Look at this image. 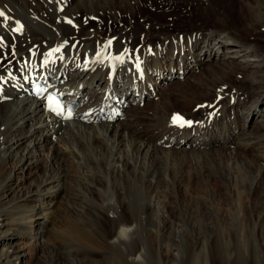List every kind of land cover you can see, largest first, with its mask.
Wrapping results in <instances>:
<instances>
[{
  "label": "bare ground",
  "instance_id": "bare-ground-1",
  "mask_svg": "<svg viewBox=\"0 0 264 264\" xmlns=\"http://www.w3.org/2000/svg\"><path fill=\"white\" fill-rule=\"evenodd\" d=\"M232 1L0 0L4 13L0 16V264H39L40 250H55L45 226L76 228L71 222L75 218L69 216L77 209L63 210L58 201L65 182L75 174L90 179L101 161L110 165L113 178L136 173L134 178L151 192L145 205L154 209L170 208L173 199L155 196L161 184L165 188L174 184L180 195L193 186L182 182L181 170L180 177L177 169L158 171L157 165L170 156L188 161L220 154L218 178L223 188L208 182L200 188L220 199L224 190L238 195L233 205L226 203L233 207L242 206V194L264 185V0H240L241 16L244 9L254 18L241 25L227 19ZM151 7L154 12L148 10ZM203 13L207 16L199 22L197 16ZM180 14L194 17L190 24L195 28L169 34L160 43L153 40L149 28L134 38L137 18L164 28L165 16ZM208 22L213 24L209 27ZM176 67L178 75L212 70L203 79L194 78V86L205 88L209 81L214 90L220 89L209 108L202 102L212 93H198L202 105L198 115L186 112L192 98H172L157 90L170 79V84L180 81L173 74ZM50 92L73 104L70 117L46 109ZM177 103L184 112L181 122L174 124L171 116ZM247 150L250 163L243 170L236 158ZM202 173L197 170L196 177L209 181ZM171 188L167 197L174 192ZM214 196L212 204L224 207L222 199L216 203ZM125 201L117 187L99 203L100 219L109 227L101 243L117 255L105 264L147 260L134 241L137 223ZM109 210L118 217H109ZM81 211L87 212V207ZM60 213L70 222L58 223ZM159 245L156 257L161 261ZM176 252L171 250L165 263L175 264Z\"/></svg>",
  "mask_w": 264,
  "mask_h": 264
},
{
  "label": "rangeland",
  "instance_id": "rangeland-1",
  "mask_svg": "<svg viewBox=\"0 0 264 264\" xmlns=\"http://www.w3.org/2000/svg\"><path fill=\"white\" fill-rule=\"evenodd\" d=\"M239 3L240 0H234L231 3L233 6L226 9L228 21L231 19L230 21L237 25H241L244 21H253L254 18L251 19L244 9V14L241 16L238 8ZM148 10L150 12H154L155 8L151 7ZM27 12L29 11L26 10V13ZM26 13L21 12V15ZM178 13L182 12L178 10L177 14ZM29 15H31V13ZM180 16L181 18H179ZM180 16H169L170 18L165 16L163 18V21L165 22V25L163 26L164 28L154 25V22L151 20H149L148 24H145L137 18L132 29L133 33L136 32L134 33V38H138L141 32L149 28L151 34H154V36H152L153 40H157L160 43V41L168 38L172 34L195 28L194 25L190 24L191 22L194 23V17H189L186 14H180ZM205 16H207L205 13L198 15L197 17L199 22H202L206 18ZM89 21H94V19H89ZM206 24L209 26L213 23L208 22ZM126 29L130 30L131 26H128ZM207 61L209 62L210 59H207ZM206 68L194 71L187 70L183 75L182 73L181 75H178V67H176L173 74L175 78L179 76L178 80L180 81H175L173 84H170V82H172L170 79L166 83L158 86L157 90L161 91V94L169 95L172 98L177 96L187 99L192 98L191 100L194 101H190L186 112H191L192 116H194L198 113V110L202 105L205 108H209L215 100V95L220 92V89L214 90L209 81H207V86L205 88V85H203L202 88L194 86L195 77H197L198 80H200V78L203 79L204 76H208L209 72L212 71L210 67ZM225 88L229 90V87L225 86ZM202 90L203 92H210L212 94L207 96L208 98L205 99L201 105V103L197 100L200 98L198 93ZM248 90L244 92L242 91L241 94L245 95V92H248ZM144 102L143 104L140 103V105H144ZM179 104L180 103H177L174 111L181 114L184 111L182 108H179ZM2 124H0V129H2ZM252 127H254V124L252 126L251 123L249 125V129L251 128L250 130H252ZM73 143L76 147L78 141L75 140ZM58 146L62 147L60 144H58ZM229 148L231 150L233 147ZM62 149H64V147H62ZM39 152L40 151H35L36 154L38 153L37 155L40 154ZM249 153L250 151H245V156L247 157L246 160L244 159L246 157L243 155H240L241 157L238 156L239 160L238 157L236 158L237 165H240L242 169L244 166H248L247 162L250 161ZM219 156L217 154H212L209 157H200V159L191 158V161H186L175 156L172 158V156H170L171 158L166 157V159L164 158V160H161V163L157 165L159 172L163 173L164 171L168 172L169 170L171 172L177 169V175L180 177L181 170L184 174V178L180 177L182 182L193 184L190 189H187L180 195L177 194L174 187L171 186L174 184L171 183L169 187H172L171 190L174 191L173 193L175 195L171 193L168 197L165 194L166 190L168 192L170 188H165V186L161 184L160 189L162 190L155 193V196L157 195V198L160 200L163 195L165 197L163 196L162 200H167V198L171 200L173 198L171 200L172 202L170 201V208L166 207L154 209L153 205L147 204L146 206L145 203L148 201L151 192L140 184L139 181H137V177L134 178L137 176L134 175L136 173L132 174V177L130 174H125L124 176L119 174L117 177L113 178L110 165L108 163L106 164V161L99 162L97 168L92 170L91 173L93 175L90 176V179H85L78 174L70 176L71 178L65 182L62 190L64 195L58 201L62 202L60 207L63 210L66 206H74L75 209H77L73 215L71 214L69 216L71 218H75L72 219L73 221L71 222L75 223L76 228L73 229L72 232L70 231L71 229H58V227L53 226L55 229L54 231V229H51V223L47 224L45 226L47 230L46 232L48 237L51 239L50 241L55 244V250L50 251L48 247L44 250H40L39 254L41 257H39V264H105L110 262L111 258L115 257L116 251L110 250V252L108 249L103 248L101 241L107 234L109 227L103 219H100L101 214L98 211H100L99 203L110 198L113 195L114 189L117 187H120L123 192L124 200H126L125 202L129 209V215H131V217L135 220V224L137 223V227L135 226L138 229H136L137 231L135 230V233L137 234L133 238L136 239H134V241H137L135 243H137V245L142 247L145 251V258L147 259L145 260V264H164L168 257V253L171 250L175 252L177 251L175 264H264V185H261L257 190L250 192L249 195L242 194L241 200L243 204L241 207L232 206L238 195H234V193L227 194L228 192L224 190L223 193L226 194L221 198L224 203V207H215V204H212L214 203L212 197L214 195L217 196V194L214 192L210 197L209 192L203 187L202 189L200 187L201 185H206L208 182L210 185H217L218 187L221 186V188H223L221 185L223 182L218 178V171H220V167L222 166L221 163L223 157L221 159L220 154ZM86 167V164L82 166V168ZM182 168H185V170H182ZM197 170L201 173L206 170L202 174H204L205 178L209 179V181L197 178ZM194 172H196V175ZM208 174L211 176L209 177ZM94 175L96 177H94ZM193 175L194 178L192 179V182L188 179V177ZM249 178L247 179V182ZM196 183L197 185H195ZM127 184L129 185L127 186ZM88 186H90V188H87ZM195 186H197L198 189ZM215 199L216 203L221 200L219 197H216ZM73 201L75 202V205ZM228 201H230L232 205L226 204ZM84 205L87 207V212L81 211ZM167 213L169 215H167ZM108 214L109 217H114L117 213L114 210H109L107 215ZM154 214L157 215L158 218H156ZM123 215L125 216V214ZM58 217L56 218L58 223L60 221L62 223L64 221L70 222L71 220L70 218L67 220V218L62 216V213H60ZM158 220L161 221L158 222ZM167 241L168 243L166 244ZM157 243H160L161 246ZM158 245L160 246L161 261H159L156 257ZM94 252L95 254L91 255V253Z\"/></svg>",
  "mask_w": 264,
  "mask_h": 264
},
{
  "label": "snow or ice",
  "instance_id": "snow-or-ice-1",
  "mask_svg": "<svg viewBox=\"0 0 264 264\" xmlns=\"http://www.w3.org/2000/svg\"><path fill=\"white\" fill-rule=\"evenodd\" d=\"M0 16H4V13H3V12H0ZM181 119H182V118L179 117L178 115L173 117V120H174V121H180Z\"/></svg>",
  "mask_w": 264,
  "mask_h": 264
}]
</instances>
